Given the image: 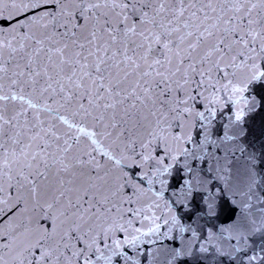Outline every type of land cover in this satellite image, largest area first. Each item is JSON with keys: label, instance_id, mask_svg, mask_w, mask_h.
Here are the masks:
<instances>
[{"label": "snow or ice", "instance_id": "6c2138e0", "mask_svg": "<svg viewBox=\"0 0 264 264\" xmlns=\"http://www.w3.org/2000/svg\"><path fill=\"white\" fill-rule=\"evenodd\" d=\"M0 264H264V0H0Z\"/></svg>", "mask_w": 264, "mask_h": 264}]
</instances>
